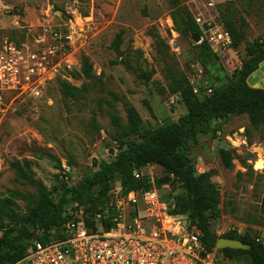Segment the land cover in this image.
<instances>
[{"label":"rangeland","instance_id":"obj_1","mask_svg":"<svg viewBox=\"0 0 264 264\" xmlns=\"http://www.w3.org/2000/svg\"><path fill=\"white\" fill-rule=\"evenodd\" d=\"M208 1L214 2L213 8ZM201 13L216 16L224 25L231 21L242 33L241 41L226 51H215L208 44L207 54L203 53L202 38L195 40V32L186 33L183 27L188 18L198 24L196 16ZM121 30L119 55L112 42ZM56 34L62 35V43ZM256 40H264V0H0V50L6 41L39 51L59 47L48 59L41 97L3 92L0 200L11 197L21 217L39 199L38 189L20 181L11 167L13 161L25 159L34 177L58 200L64 163L72 167L69 182L77 183L99 168L94 161L119 154L118 139L124 136L129 106L140 113L144 130L176 121L187 112L181 87L189 86L203 98L207 84L213 89L227 84L247 57V44ZM85 59L92 64L91 76L83 73ZM60 81L87 91L64 97ZM113 115L119 117L120 126ZM216 124H222L216 134L200 133L182 148L198 172H210L219 187L221 212L211 220V230L217 238L229 232L250 238L263 235L264 168L257 170L255 162L264 157V123L254 127L249 116L241 114L216 118ZM221 149L230 152L229 165L224 164ZM138 172L152 185L166 174L155 164ZM117 185L119 177L109 194L115 196ZM161 192L167 200L185 193L177 180L164 184ZM72 206V201L67 204L68 211ZM106 211L107 206L93 204L86 212L95 218L97 231L103 230L100 218ZM182 215L186 231L202 234L187 214ZM207 253L213 264H249L246 257L230 259L216 248Z\"/></svg>","mask_w":264,"mask_h":264},{"label":"trees","instance_id":"obj_2","mask_svg":"<svg viewBox=\"0 0 264 264\" xmlns=\"http://www.w3.org/2000/svg\"><path fill=\"white\" fill-rule=\"evenodd\" d=\"M225 27L230 32L233 44H238L242 33L237 31L232 22L225 20ZM184 32H195L203 35L201 28L192 18L183 22ZM123 30L118 32L112 42L113 49L121 55ZM208 41L204 39L199 44L203 53L207 54ZM247 57L241 67L231 75L230 82L216 87L209 95L198 98L189 86L181 87L183 101L187 112L176 121L158 126L151 130L142 128V117L137 109L129 106L127 109L128 123L123 129L124 136L120 137V152L111 160L95 162L98 169L86 173L79 182L64 181L60 196L55 200L46 186L36 179L30 172L29 160H15L11 163L17 178L35 186L39 192V199L23 216L19 217L11 197L0 200V264H21L28 250L35 241L46 242L53 236L65 237L62 233L64 224L72 219H79V212L83 213L81 220L91 231L95 228V218L86 212L93 204L107 206V211L98 219L104 230L113 227V218L118 209L114 195L109 194L113 181L119 177L122 195L130 191H139L152 186L148 178H137L135 171L142 167L155 164L162 166L166 174L155 180V186L161 188L173 180L180 182L184 189L183 196H177L171 204V212L187 214L191 222L201 230L200 239L207 252L215 249L217 237L211 230V220L220 216V191L216 183L211 180L208 171L198 172L194 161L188 153L182 150L189 141L196 140L200 133L214 132L222 129V124L214 125L216 118L228 119L232 115L247 114L254 127L264 123V88H254L247 82L249 75L255 71L264 60V40H256L246 46ZM123 63L130 68L125 60ZM83 73L91 76L92 64L85 59L82 65ZM60 91L64 97H76L86 87H77L69 82L60 81ZM113 122L121 125L117 115H113ZM136 135L138 138H132ZM220 155L225 165L230 164V152L221 149ZM71 181V180H70ZM72 201L71 211L67 204ZM86 213V215L84 214ZM93 227V228H92ZM223 237L236 238L251 244L250 250L224 248V255L230 259L246 257L249 264H264V245L253 238L238 236L229 232Z\"/></svg>","mask_w":264,"mask_h":264},{"label":"built area","instance_id":"obj_3","mask_svg":"<svg viewBox=\"0 0 264 264\" xmlns=\"http://www.w3.org/2000/svg\"><path fill=\"white\" fill-rule=\"evenodd\" d=\"M209 8L214 2L208 1ZM208 8V10H209ZM204 36L215 51H226L233 39L225 25L216 16H196ZM62 43V35L56 34ZM58 46L49 50H34L6 41L0 50V126L6 110L3 92L10 90L17 96H42L41 84L48 71V59L58 51ZM197 66L198 64H194ZM199 75L204 73L197 68ZM206 83L207 80H206ZM206 95L213 92L207 84ZM198 89L195 88V92ZM65 179L70 181L72 167L63 164ZM135 176L140 173L135 171ZM122 186L115 188V204L118 209L110 230L91 231L81 220L72 219L64 224L65 237L53 236L46 242L35 241L21 264H213L209 260L199 230L189 233L184 228L182 214L172 213L174 199L167 200L161 188H149L121 194ZM257 241L264 245V234Z\"/></svg>","mask_w":264,"mask_h":264},{"label":"water","instance_id":"obj_4","mask_svg":"<svg viewBox=\"0 0 264 264\" xmlns=\"http://www.w3.org/2000/svg\"><path fill=\"white\" fill-rule=\"evenodd\" d=\"M193 37L195 40H201V35L198 33H194ZM262 71H264V60L259 64V67L249 75L247 82L250 86L254 88H264V83L261 76ZM215 248L218 250L224 248L250 250L251 244L245 243L236 238L219 237L217 239Z\"/></svg>","mask_w":264,"mask_h":264},{"label":"bare ground","instance_id":"obj_5","mask_svg":"<svg viewBox=\"0 0 264 264\" xmlns=\"http://www.w3.org/2000/svg\"><path fill=\"white\" fill-rule=\"evenodd\" d=\"M263 72L261 73V76L263 78ZM263 83H264V80H262ZM255 168L258 170V169H262L264 168V157H259L258 160L255 162Z\"/></svg>","mask_w":264,"mask_h":264},{"label":"crops","instance_id":"obj_6","mask_svg":"<svg viewBox=\"0 0 264 264\" xmlns=\"http://www.w3.org/2000/svg\"><path fill=\"white\" fill-rule=\"evenodd\" d=\"M263 80V79H262Z\"/></svg>","mask_w":264,"mask_h":264}]
</instances>
